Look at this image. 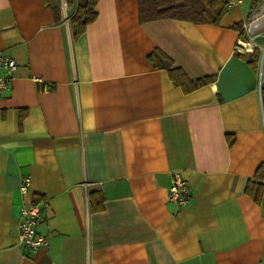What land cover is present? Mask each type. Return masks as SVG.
Wrapping results in <instances>:
<instances>
[{
    "label": "crops",
    "instance_id": "crops-1",
    "mask_svg": "<svg viewBox=\"0 0 264 264\" xmlns=\"http://www.w3.org/2000/svg\"><path fill=\"white\" fill-rule=\"evenodd\" d=\"M62 1L0 0V51L17 64L0 94V264H264V201L246 192L264 163V0L219 25L99 0L77 39ZM257 9L254 67L235 46ZM157 49L178 77L214 79L184 92L149 61ZM176 171L187 206L167 197ZM38 203L50 246L32 253L17 221Z\"/></svg>",
    "mask_w": 264,
    "mask_h": 264
},
{
    "label": "trees",
    "instance_id": "trees-1",
    "mask_svg": "<svg viewBox=\"0 0 264 264\" xmlns=\"http://www.w3.org/2000/svg\"><path fill=\"white\" fill-rule=\"evenodd\" d=\"M47 3L49 0H46ZM68 7L75 6L74 12L69 16V24L73 39L83 34L87 26L94 22L98 16L97 4L99 0H66ZM228 0H139V18L141 22L172 18L190 21L196 24L219 25L223 15L228 11ZM59 16V10H56ZM259 51L253 53L250 63L257 67L259 64ZM160 50H154L148 57L149 61L158 68H166L175 79L176 84L181 85L184 92H191L214 79V76H205L191 80L185 76H177V68L170 69L171 62ZM262 99L264 104V87H262ZM264 107V105H263ZM229 135V133H227ZM230 136V135H229ZM255 178L248 181L246 192L258 203L264 201V163L255 172ZM98 208H102L100 205Z\"/></svg>",
    "mask_w": 264,
    "mask_h": 264
},
{
    "label": "built area",
    "instance_id": "built-area-1",
    "mask_svg": "<svg viewBox=\"0 0 264 264\" xmlns=\"http://www.w3.org/2000/svg\"><path fill=\"white\" fill-rule=\"evenodd\" d=\"M243 0H228V7L241 3ZM62 9L67 14L68 4L66 0L62 1ZM69 18V17H67ZM262 18L263 14L259 9H257L253 17L242 23L240 29L242 32L247 33V38H240L236 42L235 50L241 53L253 54L256 52L257 48L260 46L256 41L259 37L258 30L260 26H262ZM261 70L264 69V45L261 46ZM17 69L16 60L0 51V94H2L5 90H9L11 87V81L13 79L14 73ZM262 93V88H261ZM260 93V94H261ZM262 100V94H261ZM263 107V106H262ZM263 117H264V107H263ZM264 120V119H263ZM171 184L168 190V199L178 204L179 206H187L191 199L192 189L188 179L183 176V174L179 171H176L171 176ZM30 176L24 177L23 181H21V191L26 194L29 192V186L31 184ZM47 205V203H43ZM42 204H25L21 209V217L19 221H17L20 229V242L22 245L27 247L32 253L37 252L38 250L44 248L49 249L50 240L47 236L42 235L37 230L38 221L41 218V209ZM263 253V263H264V251Z\"/></svg>",
    "mask_w": 264,
    "mask_h": 264
},
{
    "label": "rangeland",
    "instance_id": "rangeland-1",
    "mask_svg": "<svg viewBox=\"0 0 264 264\" xmlns=\"http://www.w3.org/2000/svg\"><path fill=\"white\" fill-rule=\"evenodd\" d=\"M67 9V8H66ZM67 11H68V13L70 12V10L69 9H67ZM66 13V12H65ZM69 19V18H68ZM262 39L263 38H261V40L260 41H262ZM261 62H260V64H259V67H258V74H259V78H260V80L259 81H261V84L263 85L264 84V70H261Z\"/></svg>",
    "mask_w": 264,
    "mask_h": 264
}]
</instances>
